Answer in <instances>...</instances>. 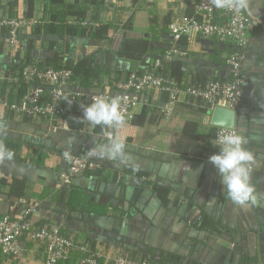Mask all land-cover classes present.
I'll use <instances>...</instances> for the list:
<instances>
[{
  "label": "crops",
  "instance_id": "0c3cea01",
  "mask_svg": "<svg viewBox=\"0 0 264 264\" xmlns=\"http://www.w3.org/2000/svg\"><path fill=\"white\" fill-rule=\"evenodd\" d=\"M64 2L88 9L81 22L86 26L78 24L75 32L55 34L48 12L58 8L50 0L30 4L0 0V16L20 14L37 22L17 48L4 45L0 30V144L15 153L11 161H0V216L20 215L27 205L34 206L37 214L31 221L36 226L59 227L91 249L131 257L150 250L162 259L159 264H264V201L242 209L227 199L217 170L206 159L218 150L208 111L168 105L164 94L142 95L133 109L134 125L131 118L116 131L115 137L125 144L122 160L91 155L99 168L68 180L66 157L86 155L109 140L104 137L106 127L86 120L77 129L73 126L79 122L81 105L87 103L67 105L66 116L51 131L2 105L22 94L13 69L57 55L63 68L73 71L79 63L85 66L74 74L73 88L116 97L126 77L144 72L167 45V39L159 37L151 53H138L131 45L123 51V37L151 42V17L191 16L196 0H103L98 9L89 0ZM254 4L264 22V0ZM105 25H111L107 35L98 31ZM180 44L187 56L181 58L183 63L166 68L168 75L202 85L228 79V45L194 36L183 37ZM243 75L234 128L246 138L244 147L259 166L252 169V183L264 197V30L260 25L250 32ZM83 80L86 86L81 85ZM187 124L194 128L189 137L190 132L183 131ZM72 194L107 204L104 215L86 213L81 205L69 208ZM202 215L210 222L204 231L197 229ZM7 264H43V256L24 242L21 257Z\"/></svg>",
  "mask_w": 264,
  "mask_h": 264
},
{
  "label": "built area",
  "instance_id": "2783aa9c",
  "mask_svg": "<svg viewBox=\"0 0 264 264\" xmlns=\"http://www.w3.org/2000/svg\"><path fill=\"white\" fill-rule=\"evenodd\" d=\"M148 1V0H147ZM37 22L24 15L0 16V30L6 32L4 45L16 47L19 37L30 32ZM87 23L81 25L86 26ZM264 22L253 23L246 14L237 15L226 9H216L210 0H196L191 16L175 18L168 26L169 47L160 58L152 61L147 72L130 73L126 81L119 85L120 111L125 122L132 118L133 109L140 96L159 93L167 97V104H184L189 107L206 109L212 113L215 108L236 114L243 96V63L250 32ZM199 37L235 47L227 53L225 64L228 79L209 80L205 84L177 81L164 71L163 63L187 56V51L179 46L183 37ZM24 92L12 102L2 105L15 115L33 120L46 131L57 129L66 112L67 105L93 102L94 97L112 99L108 93L87 94L74 87V76L70 69H41L36 64L26 65L20 72ZM15 80V79H14ZM17 83V79L15 80ZM36 85H35V84ZM43 87H47L44 90ZM214 141L220 131H235L234 128L215 127ZM116 128H107L105 138H112ZM219 146L216 153H219ZM91 151L86 155H69L65 179L80 177L87 171L99 168L91 159ZM209 153L206 159L209 161ZM37 214L34 206L27 205L20 215L0 216V264L18 260L24 251V242L37 247L43 256V264H60L75 257L76 264H149L146 260L134 259L124 253H110L101 248L91 249L86 242L77 240L62 232L59 227L36 226L31 217Z\"/></svg>",
  "mask_w": 264,
  "mask_h": 264
},
{
  "label": "clouds",
  "instance_id": "9594fccd",
  "mask_svg": "<svg viewBox=\"0 0 264 264\" xmlns=\"http://www.w3.org/2000/svg\"><path fill=\"white\" fill-rule=\"evenodd\" d=\"M216 9L233 11L237 15L246 14L253 23H259L258 8L254 0H210ZM120 98L107 99L103 96L93 98L89 105H81L82 120L93 126L120 128L125 124V118L120 111ZM247 140L235 131H220L214 141L219 146V153L210 156V163L217 170L220 183L227 199L234 205L244 209L257 207L264 201L252 183V169L255 160L251 151L244 145ZM91 155H99L109 160H122L125 154V144L118 136L112 137L107 143L93 148ZM15 153L5 145L0 144V161H11Z\"/></svg>",
  "mask_w": 264,
  "mask_h": 264
},
{
  "label": "trees",
  "instance_id": "16d2710c",
  "mask_svg": "<svg viewBox=\"0 0 264 264\" xmlns=\"http://www.w3.org/2000/svg\"><path fill=\"white\" fill-rule=\"evenodd\" d=\"M30 1L31 0H28L29 4H30ZM90 1V4L92 7H94L95 9H98V7H100V4L102 3L103 0H89ZM132 3H136L138 2L139 0H131ZM50 3L52 5H55L56 8L58 9H54V10H51L49 13V19H50V22L52 24V27H51V32L52 33H55V34H59V33H64V30H66L67 32H70V31H77L78 30V24L81 25L82 23V20H85L86 19V15H87V8H82V9H79L77 7H75L74 5H67L64 0H50ZM12 17V15H11ZM72 20V21H71ZM174 21V19H172L171 15H167V16H164V17H158V16H153L150 18L149 20V23L151 25V31L152 33L154 34L152 36V40L151 42H147V41H132V40H128L127 38L123 37L122 39V43H123V51L127 50V46L128 45H131L130 48H132L133 50H136L138 51V53H141V54H144L145 52H148V53H151L154 51V48H152L153 44L155 42H157L158 38L159 37H165L167 39L166 41V47L163 48V50L159 53V55L156 58H160V56L162 55V53L169 47V39H168V26ZM77 25V26H76ZM152 25H154L155 27H152ZM111 29V25H105V26H101L100 29H98L99 33L100 32H104L105 34L108 32V30ZM4 32L3 34V40L5 39L6 37V32L4 30H1ZM107 35V34H106ZM23 36V35H22ZM22 36L19 37V44L20 42L22 41ZM19 44L16 46V48L19 46ZM224 45V44H223ZM225 45H228L230 47V51L229 52H233L235 50V47L232 46V45H229V44H225ZM179 46L181 48H183V46L180 44L179 42ZM15 48V47H14ZM58 55L57 56H54L52 59H49V60H46L45 62H38V63H33V62H25V63H20L18 65V69L19 70H15L13 69V75H14V79L16 80L17 79V83L16 85L21 89L22 93L24 92V86H22L23 83H21V78H20V72L21 70L26 66V65H29V64H36L39 68L41 69H47V68H52L54 70H59V69H70V68H63L59 63H58ZM183 60L182 59H175V60H172V61H169V62H166V63H163V67H164V71L162 73H167L166 72V68H170V65L174 62H179V63H183L182 62ZM17 67V66H16ZM15 67V68H16ZM75 70L72 71V69H70L73 73V76L74 74L77 75L79 73V71L82 69L84 70L85 69V66L84 64L82 63H79L75 66L74 68ZM149 69V66L147 67V69L144 71V72H137L138 74H143L145 72H147ZM130 75V74H129ZM128 75V76H129ZM128 77H126L127 79ZM125 79V81H126ZM176 79V78H175ZM178 81V79H176ZM83 83L81 84L82 86H86L84 84V80L82 81ZM35 84V83H34ZM36 85V84H35ZM44 90H47L48 88L47 87H43ZM78 91H82L81 89H77ZM146 94H149V93H146ZM145 94V95H146ZM16 100V99H14ZM12 100V101H14ZM12 101H9V102H12ZM201 110H204L206 111V109H201ZM66 115L64 114L63 118L65 117ZM82 116H83V111L78 114V124H73V126L77 129L80 127V122L82 121ZM77 117V116H76ZM70 116H67V120H69ZM131 125H134V119L132 117V120H131ZM192 125L191 124H187L186 127L184 128L185 130L184 133L186 132H190L189 135H187V137H189L191 135V133H193L194 131V128L191 127ZM107 128V127H106ZM118 128H116V130L114 131L113 133V137H115L116 135V131H117ZM91 198H88V197H78V195H71V199H69V204H68V207L72 208V207H77L78 206H82L81 210L85 211L86 213H90L92 215H95V216H102L104 215L105 213V209L107 207V204H96L94 201H90ZM202 217V221L201 223L199 224L198 228L199 230H205L206 228V225H208V223L210 224L209 221H206V218L204 217V215L201 216ZM140 255L137 256L135 254H132V258L134 259H142V260H146L147 262H149V264H159L161 262V258L160 256H157L155 255V253H152V251L150 250H143V251H140ZM160 260V261H159ZM73 263H76L75 262V257H71L69 258L67 261L63 262V263H60V264H72ZM159 262V263H158Z\"/></svg>",
  "mask_w": 264,
  "mask_h": 264
},
{
  "label": "water",
  "instance_id": "95a60500",
  "mask_svg": "<svg viewBox=\"0 0 264 264\" xmlns=\"http://www.w3.org/2000/svg\"><path fill=\"white\" fill-rule=\"evenodd\" d=\"M235 113L221 108H215L210 116V123L214 127L232 128L234 126ZM256 169L259 166L254 165Z\"/></svg>",
  "mask_w": 264,
  "mask_h": 264
}]
</instances>
